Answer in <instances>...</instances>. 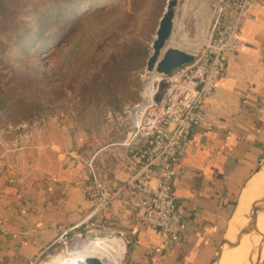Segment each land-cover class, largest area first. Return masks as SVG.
<instances>
[{
  "label": "crops",
  "instance_id": "0c3cea01",
  "mask_svg": "<svg viewBox=\"0 0 264 264\" xmlns=\"http://www.w3.org/2000/svg\"><path fill=\"white\" fill-rule=\"evenodd\" d=\"M250 13L240 26L244 45L226 54V68L202 105L204 121L174 165L173 190L184 220L181 240L169 242L138 223L135 215L140 210L129 212L116 204L104 213L109 226L120 224L130 233L133 243L127 264H209L245 183L260 165L264 0L252 5ZM74 148L71 137L55 141L47 125L14 137L3 138L0 133V222L7 230L0 232V264H31L53 244L58 227L78 221L91 209L84 193L87 179L65 169L66 163L76 160ZM96 155L90 158L94 162ZM100 167L103 184L110 190L132 173L127 159L116 161L110 169Z\"/></svg>",
  "mask_w": 264,
  "mask_h": 264
},
{
  "label": "rangeland",
  "instance_id": "374dc122",
  "mask_svg": "<svg viewBox=\"0 0 264 264\" xmlns=\"http://www.w3.org/2000/svg\"><path fill=\"white\" fill-rule=\"evenodd\" d=\"M144 1L124 0L115 4L107 0H86L73 4L69 9H73L78 15H84L83 18L89 16L86 22L88 26H92L97 30L115 31L113 23L119 17L128 23V28L135 26V19L139 16L136 14L142 11ZM162 1L164 2V12L168 0H155L154 7H156L157 2L158 5L162 4ZM52 4L51 1H45L38 3L37 6L53 7ZM33 6V3L28 4V7ZM77 6L79 10L75 9ZM239 6L238 0H178L174 31L160 57H163L164 52L168 48L174 47L194 55L195 59L188 69L183 67L166 75L167 80L182 76V83L190 87L204 60L211 56L210 47L214 46L215 42H218L219 37L223 36L228 27L235 22L240 13ZM62 8L64 7H58L53 13L48 15V18L52 19L55 12ZM113 8L116 9L117 13L104 12ZM125 12L131 16L136 15V18L127 19L124 16ZM46 17L47 15H45ZM157 28L158 26L154 31L150 30L149 33L147 30L142 31L141 26L134 29L133 37L135 40L139 39L140 42L142 41L145 44L144 46L148 50V58L143 66L132 74L135 81L134 94L137 95V98L125 104L122 112L119 113L112 110L111 107L107 106L108 103L105 100L100 103L94 101L89 107L84 104L78 105V101H70L65 110L37 120H21L18 123H13L9 122L6 116H0V133H2L3 138L6 135L14 137L15 134L21 131H41L45 125H47V129L55 141L60 142L62 140L66 142L71 137L75 141V148L71 151L76 152L78 155L76 154V160L66 163L65 169H72L82 180H86L91 176V170L87 162L96 154V159L92 166L102 182L100 165L110 169L113 163L119 160L127 159L132 162L133 154L130 150H132L136 142L141 140L142 134L154 130V124L162 119L164 121L171 120L167 112H170L171 109L160 106L162 95L167 93L171 85L163 81L157 82L156 77L159 75L157 71H147V61L153 52L152 44L156 37ZM77 40V38L68 37L66 41L71 44L68 48L70 49ZM45 55L42 52L39 54V58H44ZM4 73L7 74V70H4ZM151 80H153L150 88L152 98H145L144 93ZM123 95L126 97L127 93L123 91ZM139 106H143L144 110L137 112L136 118H134L132 111ZM135 121L138 123L139 129L134 127L133 123ZM64 136L66 140H64ZM142 144L140 143L139 145L143 148ZM91 209L87 212L88 214L86 212L83 213L78 221L58 227L60 233L52 241L53 244L46 249H42L33 264H46L59 256L67 259L77 254L90 253L91 249L101 253L104 259L108 260L110 257L113 258L110 253L93 243L95 239L107 237H117L124 241L126 253L119 263L114 262V264H127L130 258L127 252L129 245L133 243V240H130L128 229L125 227L123 230L120 224L109 226L104 215L99 218L100 222L89 219L88 216ZM238 220L240 226H242L243 220ZM259 222L264 224L261 219H259ZM260 264H264V257Z\"/></svg>",
  "mask_w": 264,
  "mask_h": 264
},
{
  "label": "trees",
  "instance_id": "16d2710c",
  "mask_svg": "<svg viewBox=\"0 0 264 264\" xmlns=\"http://www.w3.org/2000/svg\"><path fill=\"white\" fill-rule=\"evenodd\" d=\"M45 1L53 7L37 6ZM80 1L86 0H0V116L9 122L55 115L70 101L89 107L105 100L120 113L137 98L132 74L143 66L148 50L133 32L139 26L154 31L164 2L154 7L155 0H145L137 18L124 13L136 18L133 28L119 17L113 23L116 30L107 31L86 25L89 16L69 9ZM60 6L64 8L49 19ZM110 11L117 13L115 8L104 12ZM68 37L78 39L70 49ZM42 52L46 55L39 58Z\"/></svg>",
  "mask_w": 264,
  "mask_h": 264
},
{
  "label": "built area",
  "instance_id": "2783aa9c",
  "mask_svg": "<svg viewBox=\"0 0 264 264\" xmlns=\"http://www.w3.org/2000/svg\"><path fill=\"white\" fill-rule=\"evenodd\" d=\"M260 1L238 0L240 5L238 17L228 27L225 34L219 37L218 42L210 47L211 56L204 60L190 87L182 83V76L167 80L166 74L157 72L159 75H163L160 78L162 80L157 79L159 75L156 77L157 82L163 81L172 86L173 82L171 81L175 79L179 85L186 87L191 102L183 107L163 105L164 96L167 93L162 95L160 106L171 109L170 112L167 111L171 120L158 121L153 126L154 130L142 134L141 140L134 144L130 150L133 154L132 173L116 189H108L100 180L92 166L94 158L87 162L91 176L87 179L84 193L92 204L89 219L100 222L101 215L103 216L116 204H120L124 210L129 212L140 210L135 215L136 221L159 232L167 241L178 242L181 240L184 220L179 213L177 197L173 190L174 165L187 148L189 138L204 121L201 113L202 105L213 93L217 79L226 68V54L235 52L244 45L240 36L242 20L251 17V6ZM192 62L183 67L188 69ZM154 71L156 70L148 72ZM152 83L153 80L147 85L144 93L145 98H152L150 94ZM147 89L149 95H146ZM142 109L143 106L134 108L132 116L136 118V113ZM133 125L139 129L136 121ZM140 143H143V148L139 145ZM0 232L7 233L2 222H0Z\"/></svg>",
  "mask_w": 264,
  "mask_h": 264
},
{
  "label": "bare ground",
  "instance_id": "6f19581e",
  "mask_svg": "<svg viewBox=\"0 0 264 264\" xmlns=\"http://www.w3.org/2000/svg\"><path fill=\"white\" fill-rule=\"evenodd\" d=\"M162 76L163 75L160 74L157 77V79L158 78L160 79ZM171 82H173V84L171 88L168 90L167 94L164 96L163 105L183 107L188 103H190L191 97L188 94L186 87L179 85L175 79L174 81ZM148 89L146 92L147 95H149ZM263 192H264V170L259 169L252 176V178H250L245 183L241 191V194L239 196V203L237 207V214L238 215L245 214L249 209V205L253 201L260 198ZM240 219L243 220L242 226L247 224L248 220L246 218H240ZM259 219L264 221V214L260 215L257 220V226L259 231L261 232L264 231V224H261L259 222ZM238 226H240L239 220L234 219L230 225V230H229L230 233L236 232ZM262 234L264 237V232H262ZM239 238H240V244L236 248L232 249L222 259L221 264H250L249 259L253 254V246H257L260 243V238L252 233H247L245 231L239 232ZM93 243L104 248L105 251L109 252L113 258L110 257L108 258V260H105L101 253L97 252L94 249H91L90 253L85 252L82 254H77L74 256H70L67 259H64V257L59 256L57 258L52 259L51 262L46 264H90L89 260L92 259L98 260L101 264H114V262L119 263L125 254V250H126L125 243L122 239H119L117 237L95 239L93 240Z\"/></svg>",
  "mask_w": 264,
  "mask_h": 264
},
{
  "label": "water",
  "instance_id": "95a60500",
  "mask_svg": "<svg viewBox=\"0 0 264 264\" xmlns=\"http://www.w3.org/2000/svg\"><path fill=\"white\" fill-rule=\"evenodd\" d=\"M177 9L178 0L167 1V5L156 30L155 40L152 44L153 52L147 61V71L156 70L158 73L169 75L174 70L182 68L194 59V55L172 47L164 52L162 58L160 57L173 34ZM259 169L264 170V155L256 172ZM237 207L238 204L236 205L233 216L228 224L226 233L220 244L217 246L214 256L209 264H221L222 259L240 244V231L252 233L260 238V243L257 246H253V254L249 259L250 264H260L263 261L264 237L258 229L257 220L260 215L264 214V192L260 198L249 205V209L245 214L238 215ZM240 218H246L248 220L247 224L238 226L236 232L230 233L231 222L234 219ZM89 263L101 264L98 260L94 259L89 260Z\"/></svg>",
  "mask_w": 264,
  "mask_h": 264
}]
</instances>
